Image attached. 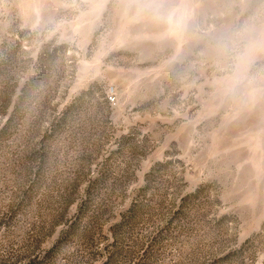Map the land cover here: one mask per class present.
I'll list each match as a JSON object with an SVG mask.
<instances>
[{"label":"rangeland","instance_id":"1","mask_svg":"<svg viewBox=\"0 0 264 264\" xmlns=\"http://www.w3.org/2000/svg\"><path fill=\"white\" fill-rule=\"evenodd\" d=\"M0 264H264V0H0Z\"/></svg>","mask_w":264,"mask_h":264}]
</instances>
